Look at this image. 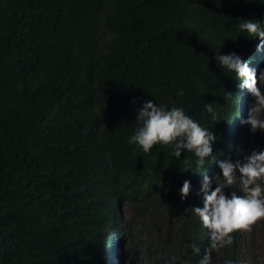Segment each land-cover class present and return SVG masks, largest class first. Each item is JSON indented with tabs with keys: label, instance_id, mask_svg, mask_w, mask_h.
<instances>
[{
	"label": "trees",
	"instance_id": "1",
	"mask_svg": "<svg viewBox=\"0 0 264 264\" xmlns=\"http://www.w3.org/2000/svg\"><path fill=\"white\" fill-rule=\"evenodd\" d=\"M239 12L264 26V0H0V264H100L117 236L131 264H199L209 230L192 208L208 164L128 139L147 100L211 129L212 103L231 148L220 110L231 74L216 56L259 39L240 31ZM243 237L211 264L243 259Z\"/></svg>",
	"mask_w": 264,
	"mask_h": 264
},
{
	"label": "clouds",
	"instance_id": "2",
	"mask_svg": "<svg viewBox=\"0 0 264 264\" xmlns=\"http://www.w3.org/2000/svg\"><path fill=\"white\" fill-rule=\"evenodd\" d=\"M239 14L242 16L237 20L240 31L259 39L241 56L235 52L216 56L219 66L231 74L225 106L220 108L231 112L228 123L231 148L226 151L219 143V139L220 142L225 139L218 131L222 118H217L212 103L205 105L206 111L216 121L211 129L205 124L201 126L182 108L173 107L169 110L147 100L136 115L139 127L128 139L129 144H136L144 153H149L156 144L171 145L175 158L179 159L186 149L197 157V169L208 164L204 173H200L203 207L192 208L202 225L209 230V246L203 256L200 255L201 247L196 242L191 244L193 255L201 256L199 264H211L213 252L230 244L234 232L243 231L245 236L253 226L264 221V143L263 139L259 140L257 151L256 147L250 148L248 142L253 141L251 136L245 137L246 131L243 133L242 128L244 124L251 125L253 132L264 131V119L258 116L264 110V26L249 19L247 13ZM240 135H244L243 140ZM260 136L263 137L262 134ZM218 167L222 174H216ZM237 181L240 184H237L238 190L230 192ZM190 188V179L185 180L180 189L182 199L188 196ZM259 226L264 228L261 224ZM113 242L114 255L109 258L101 253L100 264H131L130 259H127L128 240L117 236ZM176 261L177 257L173 256L166 264H176ZM225 264L232 262L226 260ZM236 264H246V258L239 259Z\"/></svg>",
	"mask_w": 264,
	"mask_h": 264
},
{
	"label": "rangeland",
	"instance_id": "3",
	"mask_svg": "<svg viewBox=\"0 0 264 264\" xmlns=\"http://www.w3.org/2000/svg\"><path fill=\"white\" fill-rule=\"evenodd\" d=\"M258 116L259 118L264 119V110L258 113ZM242 128H243V133L244 131H246L245 137L251 136L250 138H251V141H253V143L248 142V144H251L250 148L256 147V150L255 149L251 150V153L254 150L257 151V146H258L257 143L259 142V140L262 141L263 139L262 143H264V131L257 130L256 132H253L251 130V125H244V124H242ZM260 134H262L263 137H261ZM240 138L243 140L244 135L243 136L240 135ZM257 138H258V141H257ZM128 212L131 213L130 210H128ZM263 230L264 228L263 227L261 228V226H259L256 230L251 229L250 231H247L245 233V236H244L245 247L248 248L246 254H244V257L246 258V264H253L254 256L256 257L255 264H264V235L262 234ZM251 247H254L252 251H251ZM138 248H139V245H138ZM135 259H138V257H134V255H132L130 257V262H132V260L135 261Z\"/></svg>",
	"mask_w": 264,
	"mask_h": 264
}]
</instances>
